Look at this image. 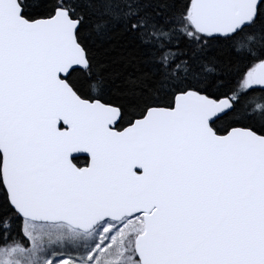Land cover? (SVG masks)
Listing matches in <instances>:
<instances>
[{
    "label": "snow or ice",
    "instance_id": "snow-or-ice-1",
    "mask_svg": "<svg viewBox=\"0 0 264 264\" xmlns=\"http://www.w3.org/2000/svg\"><path fill=\"white\" fill-rule=\"evenodd\" d=\"M0 264H264V0H0Z\"/></svg>",
    "mask_w": 264,
    "mask_h": 264
}]
</instances>
